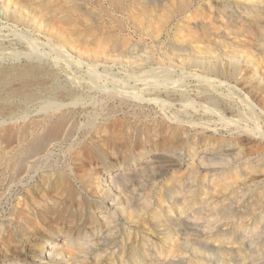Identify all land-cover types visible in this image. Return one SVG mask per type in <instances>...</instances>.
Returning a JSON list of instances; mask_svg holds the SVG:
<instances>
[{
  "label": "rangeland",
  "instance_id": "1",
  "mask_svg": "<svg viewBox=\"0 0 264 264\" xmlns=\"http://www.w3.org/2000/svg\"><path fill=\"white\" fill-rule=\"evenodd\" d=\"M48 1L55 2L51 3ZM48 1L31 0L29 1L31 5H29L26 0H0V166H3L2 168L0 167V180H2L0 182V230L3 231H0V264L3 260L10 257L20 262V264L23 262V264H26L27 262L30 263V261L32 262L40 253L41 248L44 246L43 243L49 238H54L55 236L60 238L65 237L66 235V237H69L71 240L73 239L72 241L75 239L77 240V237H81L82 239L94 238L95 241L96 237L100 234L103 235V237L108 238V240H111L110 243L111 245L113 244L114 248L120 249L114 254L116 255L118 253L116 256L118 258L115 261V264H133L131 261H133L132 256L136 251V248L138 250L139 256H145V252L142 248L143 243L147 244L149 242L147 244L149 250H151L152 247L153 249H157L156 247L159 246L157 243L158 235L156 233L158 225L157 219H168L171 217L169 216V213L174 216V214H176L175 210H177V207L182 206L181 199L183 195L186 197L187 193L190 192V189L187 188L192 185H190L189 179H184L185 182L182 180L180 186L178 184L174 185L168 181V176L162 174V171L157 168L159 164H161V162H158L160 160L157 162H152V165L149 164L145 166V168L141 169L142 172L138 170L136 171L137 173L135 172V175L134 173H131L130 176H128V174L123 176L124 179L121 177L122 180H124L123 182H121V178L118 179L120 182L117 181V185L115 184L116 186H114L112 190L115 191L116 187L121 188L120 190L118 188L119 192L121 191V194L117 189L116 192L123 200L127 198L125 200L126 203L129 201L128 204L131 205L132 208L137 209L140 207L139 209L145 213L142 214L141 211L138 212L141 214L142 219L140 216L135 217V220L133 217L132 220L130 217V219H127V216L124 217L122 212L119 213L116 211L115 215L113 214L115 219H110L112 224L109 223L106 226L104 220H101L100 218L101 214L99 215V212L102 210L104 213L106 207L104 193H108L107 190H102L99 192L101 188L98 185V178L101 173L125 163L124 161L128 156L129 157L127 158L128 160H126V163L132 164L131 161L135 163L138 154L142 150L148 148L153 149L154 146L161 148L160 146L164 143L167 134L165 129L167 130L169 127H173V125L177 123L185 124L186 129L188 128L187 130L190 131V134L192 133V137L189 139L190 143L187 145L191 148L194 143H197L199 146L195 147L194 149H200L204 146L205 142L212 141L213 137H216V139H224L225 141L229 142H234L233 140H241V145L244 146L242 148L243 150L240 151L242 152L240 154H244L240 155V157L243 159H245V157L247 158L249 155H251L249 157H253L256 154L264 155V111L260 109V106L255 102V100L251 101L247 99V96H244V94L238 90L239 87L233 81L226 83L230 84V86H226V84H222L223 86H220L218 83H213L210 85L208 88V91L210 90V94H213L214 96L216 93L215 95L218 96L214 97H218L217 99H220V97L224 98L223 103L217 99H211L213 101L212 102L211 100L209 101V99L204 100L199 98L201 96V93L199 92L202 91L201 89L203 88V83H199L197 76H195L192 69L183 68L179 63L176 67L169 66V69L166 66L159 67V65H157L159 63L158 61L165 63L168 61L166 47L175 48L173 43L176 42L173 33L176 32L175 30L177 25L183 27L185 22L184 17L182 18V15L179 13L174 14L175 17L173 15L171 17L172 20H168L170 23L167 22V26L164 25L162 28L159 26V17H157V19L156 17H152L151 21L148 25H146V27L143 26V28H140L134 23V16L130 14V18L128 17L129 12L127 9L129 8H126V5L129 7V3H136L137 5H132L134 8L136 6V8H133L132 10L133 13L138 16V14L135 12L137 10L138 13V8L139 11L141 10V7L138 6V4L141 2L138 0H121L124 4L119 7L114 5L111 0ZM203 1L209 3V0H194L196 5L201 3L205 4ZM33 2L38 5L34 4ZM41 2L45 3L42 4ZM46 2L48 4H46ZM57 3L60 4L57 5ZM52 4L55 6L57 5V7H54ZM44 5H52L53 7H45ZM67 5L70 6L69 11L72 14L70 17V23L71 18L73 17L72 23L70 25L69 23L67 24V22H65V24L63 23L64 26H62L63 24L61 22L58 23L59 17L57 20L55 19L59 10L62 14L69 12L67 11ZM72 5L75 6V9L72 8ZM13 6L18 7H16V11H14L15 7ZM12 7L13 9H11ZM51 7L52 10L50 9ZM121 7L125 10H121ZM62 8L67 10L64 12ZM17 9L21 10V14L23 15L22 17L18 16L19 10ZM10 10H12L13 13ZM48 10L51 12L54 11L52 13H54L55 16L53 15V17L51 14V16L47 14L48 16L46 17L45 15L44 17L43 14H46V11ZM8 11H10L12 14H10ZM13 15L16 17L18 16V18L13 17ZM50 17H52L54 20L50 19ZM73 22H76L77 25L74 23V26ZM157 27L162 30L158 29ZM72 29L73 31H71ZM55 31H59L61 35H53ZM108 35L113 38L115 37L114 39L116 41L114 40V45L113 41H110L106 38ZM171 36L173 38H171ZM95 39L98 40L95 41ZM107 40L108 42H106ZM188 47L193 48L194 46L192 47L190 44ZM133 68H135V70ZM156 69L158 72H155ZM142 70L147 72L143 73ZM163 70H165L164 74ZM136 72L139 74H136ZM169 73L171 78L168 76ZM189 73L192 74L189 75ZM155 75L157 76L155 77ZM152 76L156 79H152ZM160 77L162 79H160ZM199 84L202 88L199 86ZM198 86L201 89H199ZM149 87L150 89H148ZM110 91L112 94H117L113 97V99L110 96ZM161 91H163V93ZM213 91L216 92L214 93ZM107 92L108 94L110 92L109 96H107ZM148 92H150V94ZM120 101H124L125 103ZM138 101H140V103ZM229 101L231 102L232 106L234 105L233 107L230 106V103H228ZM226 103L228 104L226 105ZM61 113L62 115L60 116ZM50 117H52V119ZM58 117L64 118H60V121ZM33 119L37 120L35 124V120L33 121ZM62 119H65L66 121L64 120V122H62ZM41 120L43 121L41 122ZM55 121L58 123L60 122L62 127L60 126L61 128H59H64L65 131L63 132L62 130L60 131V129H57L54 134H49L53 131L55 126H57L55 125ZM43 122H46L47 124H44ZM48 123L51 124L49 125ZM65 123L69 126V128L66 127L67 125ZM39 125L41 127H39ZM147 125L148 127L146 128L149 129H146V131L145 126ZM163 125L165 128L162 127ZM33 126H36V129ZM47 126L48 128H46ZM121 126H125V128H122ZM150 126L156 127V129L161 130L162 132L157 130L155 135L153 132L154 130L152 131V127L150 128ZM160 126L162 127L161 129ZM126 127H128V131L126 132L130 135L127 133V135H125L124 131L127 130ZM66 128L69 130L66 131ZM109 128L111 129V132L108 131L110 130ZM116 129H119V132ZM200 129H204L205 133L198 132ZM21 130L23 134L20 133ZM29 130H32V132ZM17 132H19L21 135ZM39 133L41 134L40 136ZM65 134L67 137H65ZM122 134L123 136H128L129 139H127V142L129 143L126 142L125 144L122 142ZM27 135H29V137ZM47 135L51 138L53 143L49 140L50 138L46 137ZM112 135L115 136L114 138L116 139L112 138ZM116 135H120V138ZM141 135L142 137H140ZM102 136L109 139L110 142L109 140L102 138ZM41 137H45V141L42 142L44 144L36 149L44 150L41 153L43 155L38 154L39 150L37 151L36 149H33V146L37 143L36 139ZM59 137L63 138L61 139ZM54 139L57 140L55 141ZM98 139L104 142L102 143ZM162 139L164 140L162 141ZM111 140L113 141L111 142ZM95 142H97V144ZM161 142L163 143L161 144ZM23 144H26V146L24 147ZM123 144L125 145L123 146ZM245 144L248 146V148H246L247 146ZM20 145H22V147ZM109 145H111V147L114 146V152ZM118 146H122L121 148L119 147V149L122 151L118 149ZM17 147L20 149L19 152ZM83 147L86 149V151L83 150ZM99 147H101L100 151ZM116 147L117 149H115ZM92 148L94 150H92ZM79 149H81V151ZM16 150L17 152H15ZM22 150H24V152ZM27 150L30 153L26 152ZM126 151L128 153L131 151V153L128 154ZM19 153H22V156L24 155L25 157H21ZM27 153L31 157H29ZM78 154H80V156H78ZM13 155H18L16 156L17 160L15 159V156L13 157ZM99 156H102L103 158L100 159ZM124 156L127 157L125 158ZM11 158L16 164L20 163L18 158H23L24 160L26 159V162L22 161V159V162L17 165V168L19 169L18 170L16 167H13L15 164L12 163L11 165L13 166L8 164V161H11ZM120 159H123L124 161H120ZM34 161L37 162L35 163ZM6 163L9 165V167H6ZM27 163L28 166L30 165L29 163H31V165L28 167ZM106 164L108 167H106ZM31 166H34L33 169L30 168ZM29 169H31V171ZM144 169L146 170L143 172ZM10 170L14 171L13 174ZM21 170H24V173L22 172L21 174ZM139 172H141V174ZM8 173H10V175ZM13 175L14 179L16 181L18 180L17 182L12 178ZM26 175H29V178L26 177ZM7 182L9 183L8 186ZM18 182L20 184H18ZM170 183L173 184L172 186L174 187L171 185L169 186L168 184ZM90 185L92 186L90 187ZM95 185H98V187H94ZM165 185H168V187ZM69 187L70 190H68ZM72 188L74 189L73 191ZM122 193L126 195L124 196ZM149 193L151 194L149 195ZM140 194L142 195L140 196ZM142 196L146 202L143 200ZM177 196L179 198L181 197L179 201H177ZM147 197H149V199H146ZM85 202L88 204H85ZM143 202H145V205H143ZM197 202L199 201L197 200ZM53 204L54 206H52ZM192 204L195 205V208ZM146 205L150 208L146 207ZM99 207H102L103 209H100ZM185 207H187L185 208L186 211L184 213L186 215L185 219H194L196 215L201 216V214H203L201 217L204 216L206 218L208 214H212L211 216L214 218H216L215 216L229 217L228 214L236 213L234 205L231 206V211L230 206H224L223 208L219 207L218 211L216 210L214 213L211 212L210 209H208L209 211H200L198 208L199 205H197L195 201L194 203L188 201L187 206ZM224 208L225 210H223ZM118 213L120 215H118ZM13 214L16 216L15 218L12 216ZM24 214L29 217H25ZM42 214L44 215L42 216ZM20 215L21 218L19 217ZM18 217L24 222L19 221L20 219L18 220ZM208 217L210 218V216ZM153 218L154 220H152ZM25 220L28 221L26 222ZM140 221L142 222L141 224ZM24 225H26V227H23ZM17 227H19L20 229H18L22 230V232L19 231ZM21 227L23 228L21 229ZM109 227H111V229ZM25 228L29 230H26ZM67 234H69V236ZM118 245H120V247H118ZM87 251L89 250H83L85 253L80 252V255L78 253L72 256L71 261L68 260L71 259L70 257L66 260H60L57 262V264H68L69 262V264H80L83 261L87 264H91L90 253ZM119 254H121L120 257L118 256ZM150 254L151 255H149V257L154 259L156 256L155 252H151ZM83 257L86 258L84 259ZM64 261H67L68 263ZM106 263L109 264L108 259L105 258L101 264Z\"/></svg>",
  "mask_w": 264,
  "mask_h": 264
},
{
  "label": "bare ground",
  "instance_id": "2",
  "mask_svg": "<svg viewBox=\"0 0 264 264\" xmlns=\"http://www.w3.org/2000/svg\"><path fill=\"white\" fill-rule=\"evenodd\" d=\"M26 1L29 3V1H31V0H29V1L26 0ZM32 1H34V0H32ZM138 1L141 2V3H139L140 5L138 4V6L141 7L140 8L141 10L139 11V8H138V13H137V10L136 11L134 10L136 12V14H138V16H136L132 10L134 8V6L132 7V5L133 4L135 5L136 3H132V2L129 4L127 3L129 5V7H127V5H126V8H129V9H127L129 12L128 17L130 18V16H129L130 14L132 16H134L133 17V20L135 21L134 23L137 26H139L140 28H143V26L146 27V25H148L149 22L151 21L152 17H154V18L156 17V19H157V17H159L158 19L160 22L159 23L160 28H162L164 25L167 26V22H169L168 20L171 19V17L176 13H179L180 15H182L181 16L182 18L184 17L185 22L183 24V27L180 25H177L176 30H175L176 32L173 33L176 43H173L174 45L173 44L172 45L175 46V48L173 46H172L173 48L166 47V53L168 56V61L166 62L167 64L165 62L158 61L159 63L157 65H159V67L160 66L161 67L166 66L169 69V66H175L176 67V66H178V63H179L180 65H182L183 68L192 69L195 76H197V80L199 81V83L200 82H201V84L203 83L202 84L203 88L199 84V86L202 89L198 86L199 89L202 90L201 92H199V93H201V96L200 97L198 96V97L202 98L204 100L209 99V101L211 99H217L218 98V97H216V98L214 97V96H218V95H215L216 91L215 92L213 91L215 93L214 96H213V94H210V90L208 91V88L210 87V85H212L213 83H218L220 86H223L222 84L230 83V81H233L239 87L238 90L240 92H242L244 94V96L245 95L247 96L246 97L247 99H249L251 101L255 100V102L260 106V109H262V111H264V0H209L208 1L209 3H206L205 1H203L205 4L201 3L198 5H196V2H194V0H150V2H149V0H147V1L138 0ZM198 1H200V0H198ZM48 2H51V1H48ZM52 2H55V1H52ZM111 2L114 5H117L118 7L121 6L122 4H124L123 1H121V0H111ZM44 3H42V4H44ZM60 3H57V5ZM34 4H36V3H34ZM46 4H48V3L46 2ZM29 5H31V4L29 3ZM36 5H38V4H36ZM52 5H48V6H52ZM57 5L56 6L53 5V6L57 7ZM114 5H112V6H114ZM44 6L48 7L46 5H44ZM6 7H8V6H6ZM13 7H15V6H13ZM13 7L11 9H13ZM16 7H15L14 11H16ZM19 7H21V6H19ZM52 7L50 8L51 10H52ZM67 7H68V10L67 9H65V10L69 11L70 6L67 5ZM21 8H23V7H21ZM59 8H60V6H59ZM72 8L75 9V6L72 5ZM135 8H136V6H135ZM122 9L123 8L121 7V10ZM17 10H19V9H17ZM56 10H58V9H56ZM65 10H64V12H65ZM123 10H125V9H123ZM10 11L13 13L12 10H10ZM10 11H8V12L10 14H12ZM73 11H75V10H73ZM52 12H54V11H52ZM52 12L50 10H48V11H46V14H43V15H44V17H45V15L47 17L48 16L47 14H49V16H51V15L55 16V14ZM59 12H60V10H59ZM59 12H57L58 15L56 16L55 20H57V18L59 17L58 23L61 22L62 24L63 23L65 24V22H67V24L69 23L71 25L72 18H73V17L71 18V23H70V17L72 16L71 12L70 11L67 13L65 12V14H62L61 12L59 14ZM18 16H20V17L23 16L21 14V10L18 11ZM18 16L16 17L13 15V17H15V18H18ZM174 17H175V15H174ZM179 18H180V16H179ZM50 19H52V17H50ZM156 19H155V21H156ZM52 20H54V19H52ZM73 21H75V20H73ZM74 23H76V22H73V25H74ZM64 24L62 26H64ZM76 25H77V23H76ZM181 25H182V23H181ZM160 28H158V29H160ZM160 30H162V29H160ZM71 31H73V29ZM151 31H153V30H151ZM154 33H155V31H154ZM53 35L59 36L61 34L59 31H55V33H53ZM106 38L110 41H113V45H114V40H115L114 38L115 37L113 38V37H110L108 35ZM171 38H173V37L171 36ZM97 40L95 39V41H97ZM102 40H104V39H102ZM108 40L106 42H108ZM190 44L192 45V47L193 46L194 47L189 48L188 46H190ZM95 53H97V52H95ZM103 53H105V52H103ZM103 53H102V55H103ZM98 54H100V53H98ZM105 55H107V54H105ZM126 62H128V61H126ZM148 62H150V61H148ZM136 64H138V63H136ZM136 64H134V65H136ZM139 64H141V63H139ZM139 66H141V65H139ZM142 67H144V66H142ZM135 68H136V66H135ZM135 68H133V69L135 70ZM157 69L155 72H158ZM170 69H171V67H170ZM29 70H27V71H29ZM180 70H178V71H180ZM137 71H138V69H137ZM163 71H164L163 72V74H164L165 70H163ZM145 72H147V71H145ZM145 72L143 71V73H145ZM136 74H139V73L136 72ZM146 74H148V73H146ZM185 74H183V75H185ZM190 74H192V73H189V75ZM142 76H140V77H142ZM156 76L157 75H155V77ZM168 76L169 77L171 76L170 73ZM181 76H182V74H181ZM135 77H137V76H135ZM167 78H165V79H167ZM152 79H156V78H154L152 76ZM160 79H162V78L160 77ZM170 82H172V81H170ZM227 85L230 86V84H226V86ZM152 87H154V86H152ZM143 88H145V87H143ZM148 89H150V87ZM110 92H109V94H110ZM161 92L163 93V91H161ZM148 93L150 94V92H148ZM109 94L107 92V96H109ZM197 94H198V92H197ZM116 95H117L116 93L112 94V92H111L110 96L113 99V97ZM101 96H102V94H101ZM107 96H106V98H107ZM221 96H223V95H221ZM121 97H123V96H121ZM124 98H125V95H124ZM223 99H224L223 97H220V99H217V100L223 103ZM120 100H122V99H120ZM120 102H124V101H120ZM127 102H129V101H127ZM138 102L140 103V101H138ZM228 103H230L231 107L234 106V105L233 106L231 105L230 101ZM228 103H226V105ZM248 103H249V101H248ZM230 106L228 105L229 108H230ZM228 107H226V108H228ZM62 113H63V111H62ZM62 113L60 114V116L62 115ZM211 113H212V111H211ZM136 116H137V114H136ZM206 116H208V115H206ZM209 117H211V116H209ZM50 118L52 119V117H50ZM58 118L60 120V118H64V117H58ZM44 119H46V118H44ZM34 120L35 119H33V121ZM43 120H41V122ZM64 120L65 119H62V122H64ZM36 122H37V120L34 121V124ZM43 123L45 124L46 122H43ZM32 124H33V122H32ZM48 124L50 125L51 123H48ZM164 124H165V122H164ZM55 125H57V126H55ZM55 125H54L55 128H54V126H53L54 129L52 128L53 131L49 134H54L57 129H60L62 127L60 122L59 123L56 122ZM124 125L127 126L126 124H124ZM125 126H121V127L125 128ZM33 127H35V129H36V126H33ZM39 127H41V126L39 125ZM66 127L69 128L68 125ZM146 127H148V125L145 126V130L149 129ZM151 127L152 126H150V128ZM162 127H164V125ZM162 127L160 126V129ZM166 127H167V125H166ZM46 128H48V126ZM68 128H66V131L69 130ZM106 128H107V126H106ZM126 128H127V130L124 129L125 135H127V134L130 135L129 133L126 132V131H128V127H126ZM21 129H22V127H21ZM24 129H25V126H24ZM187 129H186L185 124H181V123L174 124L173 127L171 126L167 130L165 129V132L167 134H166L164 143L161 142V144L163 143L160 146L161 148H159V147L157 148L156 146H154L153 149L148 148V149H145L142 151L140 150L141 152L138 154V156L135 155V156H137L136 162L133 163L131 161L132 164L126 163V160H128L127 158L129 156L128 157L126 156L127 158L124 156L126 158V160L123 158L125 161L123 159H120V161H124L125 163L118 165V167H116V168L108 169V171H106V172L104 171L103 173H101V175L99 174L100 176L98 178V185L101 188V190L99 192H101L102 190L108 191L107 194H106V192L104 193L105 194V203H106L104 213L102 212L103 210L101 212H99V215L101 214L100 215L101 220L103 219L106 226H107L109 223H111L110 219L114 218L113 214L115 215L116 211H118L119 213L122 212L124 217L127 216V219L130 217L131 220H132V217L134 218V220L136 219L135 217H139V216L141 217V214L138 213L140 211L142 212V210L139 209L140 207L137 209L132 208L131 205L128 204L129 201H127L128 203H126L125 200L127 198L123 197V198H125L123 200L119 196V194L116 192V189L118 190L119 187H116L115 191H112V190H113V187L117 185L116 184L117 181L120 182V180H122L121 177L126 176L127 174H128V176H130L131 173L132 174L134 173V175H135V172L138 170H140L142 172L141 169L145 168V166L151 164L152 162H157L158 160H160L158 162H161V164H159V166L157 168L160 171H162V174L168 176V181H170L174 185L178 184L180 186V183L182 182V180L189 179L190 182L189 181L188 182L192 186L187 188V189H190L189 193H187L188 190L186 189L187 195H186V197H185V195H183V197L181 199V205L182 206L177 207V210H175L176 214H174V216H173L172 214L169 213V216H171L169 218H172V219H169V218L168 219H157L158 225L156 224L157 225V232L156 233L158 235V242L157 243L159 244V246L156 247L157 249H153V247H152V249L149 250V247L147 245L149 242L147 244L143 243V245L142 244L141 245H142V248L145 252L144 253L145 256L143 257V255H141L142 256V258H141V256H139L138 250L136 248L135 249L136 251L134 252V254L132 256L133 261H131V262L133 264H220V263H225V264H264V196H263L264 195L263 194V191H264V155H262V154L257 155L256 154L253 157H249V156H251V155H249L247 158L244 156L245 159L241 158L240 155H243L244 153L240 154V153H242L240 151L243 150L242 148L244 145H241L240 138H239L240 141L233 140L234 142H229V141H225L224 139H216V137H213L212 141L205 142L204 146L202 145L203 147H201L200 149H197V148L194 149L195 147L199 146L197 143H194L192 148H191L187 145H189L188 143H190L189 139L192 137V135H191L192 133L190 134V131ZM61 130L63 132L65 131L64 128L60 129V131ZM157 130L158 129H156V127H152V131L155 133V135H156ZM108 131L111 132V129ZM117 131L119 132V129ZM158 131H161V130H158ZM30 132H32V130ZM35 132H34V134H35ZM41 132H42V130H41ZM49 132H50V130H49ZM198 132L205 133V130L200 129V130H198ZM17 133H19V132H17ZM17 133H15V134H17ZM20 133H22V130ZM154 133H153V135H154ZM37 134H38V132H37ZM104 134H108V133H104ZM146 134H148V133H146ZM29 135H27V136L29 137ZM40 135L41 134L39 133V136ZM125 135L123 136V134H122L123 137H121V140H122V142H124L126 144L127 139H129V138H128V136L126 137ZM142 135L140 137H142ZM149 135H150V133H149ZM103 136H102V138H105ZM116 136L119 137L120 135L119 136L116 135ZM164 136H165V134H164ZM238 136H240V135H238ZM46 137L50 138L48 135ZM65 137H67V135ZM106 137H107V135H106ZM114 137L115 136H113L112 138H114ZM144 137H145V135H144ZM162 137H163V135H162ZM31 138H32V136H31ZM44 138L45 137H41L39 139L37 138L36 139L37 143L33 146V149L41 147L44 144V143H42L45 141ZM59 138H61V137H59ZM130 138H131V136H130ZM204 138H202V139H204ZM105 139L109 140L107 138H105ZM114 139H116V138H114ZM21 140H22V137H21ZM30 140H33V139H30ZM34 140H35V138H34ZM36 140H35V142H36ZM49 140L51 141V138ZM98 140H100V139H98ZM144 140H146V139H144ZM163 140L164 139H162V141ZM112 141L113 140H111V142ZM18 142H19V140H18ZM27 142H28V140H27ZM100 142H102V141L100 140ZM109 142H110V140H109ZM122 142H121V144H122ZM95 143L97 144V142H95ZM102 143H100V144H102ZM107 143H108V141H107ZM127 143H129V142H127ZM26 144L25 145L23 144L24 147L26 146ZM93 144H91V145H93ZM100 144H98V145H100ZM125 144H123V146ZM32 145H33V142H32ZM130 145H131V143H130ZM251 145H253V144H251ZM20 146L22 147V145H20ZM109 146L111 147V145H109ZM113 147H111V148L113 149ZM119 147L120 146H118V149H119ZM17 148H18V152H19L20 149H19V147H17ZM94 148H95V146H94ZM100 148L101 147H99V151H100ZM127 148H128V146H127ZM246 148H248V146ZM26 149H28V148H26ZM29 149H30V147H29ZM41 149H46V148H41ZM115 149H117V147ZM24 150H22V151L24 152ZM79 150L81 151V149H79ZM83 150L86 151L85 148ZM90 150H91V148H90ZM92 150H94V149L92 148ZM43 151L44 150H39L38 154H41ZM112 151L114 152V149ZM120 151H122V150H120ZM15 152H17V150ZM26 152H28V150ZM28 153H30V152H28ZM129 153H131V151ZM15 154H17V153H15ZM31 154H33V153H31ZM34 154H35V150H34ZM80 154H78V156H80ZM89 154H90V152H89ZM20 155H21V157H25L24 155L22 156V153ZM41 155H43V154H41ZM7 156H9V155H7ZM14 156L15 155H13V157ZM16 156H18V155H16ZM16 156H15V159L17 160ZM87 156H88V154H87ZM130 156H131V154H130ZM29 157H31V156L29 155ZM81 157H79V158H81ZM12 158H11V161L7 160L8 164L11 165L13 163V164H15V166H13V165H11V166L16 167V168H17V165H19L22 161L26 162L25 161L26 159L24 160L22 158L23 159L22 160V159L18 158L20 163L16 164V163H14V161H12ZM39 158H40V156H39ZM101 158H103V157L101 156L100 159ZM15 162H17V161H15ZM116 162H118V161H116ZM119 163H117V164H119ZM29 164L31 165V163H29ZM103 164H104V162H103ZM5 165H7V163ZM9 165H7L6 167H9ZM27 166H28V163H27ZM33 167L31 166L30 168L33 169ZM106 167H108V165ZM12 168H11V170H12ZM22 169H23V167H22ZM16 170H15V172H16ZM29 170L31 171V169H29ZM145 170L146 169H144L143 172ZM148 170H149V168H148ZM23 171L21 170V174ZM152 171H153V169H152ZM13 172L14 171H11L12 174H13ZM141 172H139V173L141 174ZM18 173H20V172H18ZM8 174L10 175V173H8ZM3 175H2V177H3ZM14 175H13V177L11 176L13 179H14ZM58 175H60V174H58ZM142 175H143V173H142ZM0 176H1V174H0ZM28 176L26 175V177H28ZM131 176H133V175H131ZM17 177H15V178H17ZM155 177H157V176H155ZM58 179H62V178H58ZM118 179H120V180H118ZM123 179H124V177H123ZM19 180H20V178H19ZM185 180H184V182H185ZM1 181L2 180H0V182ZM6 181H8V180H6ZM123 181L124 180H122L121 182H123ZM16 182H14V183H16ZM19 182H18V184H20ZM171 183L168 185L172 186L173 184H171ZM11 184H12V182H11ZM8 185H9V183L7 184V186ZM13 185H16V184H13ZM92 185H90V187ZM98 185L97 186L95 185L94 187H98ZM168 185H165V186L168 187ZM23 187H24V185H23ZM172 187H174V186H172ZM120 189L121 188H119V190ZM6 190H7V188H6ZM68 190H70V187ZM73 190L74 189L72 188V191ZM95 190H96V188H95ZM97 190H99V189H97ZM119 190H118V192H119ZM17 191H18V189H17ZM91 191H92V189H91ZM66 194H68V193H66ZM142 194H140V196ZM150 194L151 193H149V195ZM152 194H154V193H152ZM68 195H70V194H68ZM122 195H124V194L122 193ZM157 195H158V193H157ZM103 197H104V195H103ZM71 198H72V195H71ZM159 198H161V197H159ZM177 198H178L177 201H179L181 197L179 198L177 196ZM199 198H200V200H199ZM49 199H52V198H49ZM146 199H149V197H147ZM143 200H145L144 197H143ZM197 200L199 202H197ZM43 201H45V200H43ZM188 201L193 202V203L195 201V203H197V205H199L198 208L200 209V211L210 209V211L213 213L216 210L218 211L219 207L223 208L224 206H226V207L230 206V211H231V206L234 205V207L236 209V211H235L236 213L234 212L235 214H233V213L228 214L229 217H217V216H215L216 218H214L213 216H211L212 214L211 215L208 214V216H210V218L213 217L210 219L208 216H207V218L204 216L201 217L203 215V214H201V216L196 215L194 219H185L186 215L184 213L186 211L185 208H187L185 206H187ZM145 202H146V200H145ZM145 202H143L144 203L143 205H145ZM150 202H151V200H150ZM138 203H139V201H138ZM149 203H147V204H149ZM85 204H88V203L85 202ZM91 204H92V202H91ZM37 205H38V203H37ZM99 205H100V203H99ZM149 205H151V204H149ZM44 206H46V205H44ZM52 206H54V204ZM193 206L195 208V205H193ZM146 207L150 208L147 205H146ZM174 208H176V207H174ZM190 208H192V207H190ZM225 208L223 210H225ZM100 209H103V208L101 207ZM13 210H15V209H13ZM13 213H15V212H13ZM57 213H59V212H57ZM119 213H118V215H120ZM142 214H145V213L142 212ZM217 214H219V213H217ZM24 215L27 218L29 217V216H26V214H24ZM43 215L44 214H42V216ZM12 216H14V214ZM15 217L16 216H14V218ZM19 217L21 218V215ZM19 217H18V220L20 219ZM152 217H153V215H152ZM14 218H13V220H14ZM100 218H97V219H100ZM141 219H142V217H141ZM21 220L22 219H20L19 221H21ZM28 220H25V221L27 222ZM72 220H74V219H72ZM152 220H154V218ZM141 221H140V224L142 222H144V221H142V222ZM13 222L16 223L15 221H13ZM21 222H24V221H21ZM112 222H114V221H112ZM102 225H104V224H102ZM142 226H144V225H142ZM145 226H147V225H145ZM19 227H17V229ZM23 227H26V225H24ZM23 227H21V229ZM27 228H28V226H27ZM109 228L111 229V227H109ZM110 229H108V230H110ZM15 230H16V228H15ZM26 230H29V229H26ZM19 231L22 232V230H19ZM1 232H3V231H1ZM24 232H25V230H24ZM108 233H109V231H108ZM67 235L69 236V234H67ZM59 236H61V235H59ZM78 236H80V235H78ZM146 237H147V235H146ZM85 239H82L81 237H77V240L75 239L76 241L75 240L72 241L73 239L71 240L69 237H66V235H65V237H60V238L56 237V236L54 238H49L46 242L43 243L44 246L42 248L40 247L41 251H40V253L38 252L39 254H38L37 258H35L32 262L30 261V263L27 262L28 260L26 262L28 264H57V262H59L60 260H64V259L66 260L70 257H71V259H68V260L71 261L72 256H74L78 253L80 255V252H83V250L86 251V249H88L89 251H87V252L90 253V263L91 264H101L105 258L108 259L109 264H115V261L118 258V257H116L118 253L116 255H114V254H115V252H117L120 249L114 248L113 244L111 245V243H110L111 240H108V238L103 237V235H101V234L96 237L95 241H94V238H89L86 240ZM151 241H152V239H151ZM145 242H146V240H145ZM124 243H126V242H124ZM129 243H130V241H129ZM155 245H157V244H155ZM118 247H120V245H118ZM154 248H155V246H154ZM150 251L155 252L156 256L154 259L149 257V255H151ZM28 252H30V251H28ZM33 253H34V251H33ZM83 253H85V252H83ZM130 254H131V252H130ZM120 255L121 254H119L118 256L120 257ZM122 255H123V253H122ZM10 256H11V254H10ZM6 257H7V255H6ZM8 257H9V255H8ZM80 258H81V256H80ZM132 259H130V260H132ZM14 260L15 259H13L11 257L6 258L5 260L2 261L1 264H20V262H18L17 260H15V261ZM73 260H74V258H73ZM81 260H83V259H81ZM75 261H76V259H75ZM61 262H63V261H61ZM64 262L68 263L67 261H64ZM75 263H77V262H75ZM80 264H87V263L83 261Z\"/></svg>",
  "mask_w": 264,
  "mask_h": 264
}]
</instances>
